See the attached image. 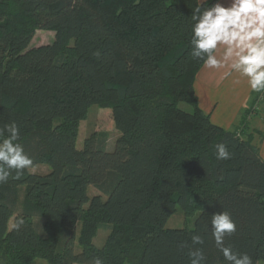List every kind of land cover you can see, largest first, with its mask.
Here are the masks:
<instances>
[{
	"label": "trees",
	"instance_id": "obj_1",
	"mask_svg": "<svg viewBox=\"0 0 264 264\" xmlns=\"http://www.w3.org/2000/svg\"><path fill=\"white\" fill-rule=\"evenodd\" d=\"M207 2L0 0V127L15 121L33 167L49 168L0 184V264H190L189 248L226 264L210 224L222 210L237 225L225 246L264 264V133L250 127L264 93L252 92L233 132L200 108L204 65L188 40L191 13ZM38 30L54 41L28 49ZM92 106L112 110L111 150L105 132L77 147ZM217 143L230 159H216ZM178 206L199 213L193 228L167 227Z\"/></svg>",
	"mask_w": 264,
	"mask_h": 264
},
{
	"label": "clouds",
	"instance_id": "obj_2",
	"mask_svg": "<svg viewBox=\"0 0 264 264\" xmlns=\"http://www.w3.org/2000/svg\"><path fill=\"white\" fill-rule=\"evenodd\" d=\"M190 18L191 57L202 61L207 68L228 67L231 69L228 75L236 73L244 78L251 92L264 93V0H227L226 4L215 0L211 4L207 2V7L198 5ZM221 49L222 56L218 58ZM21 139L15 121L0 127V184L6 183L9 177L19 179L26 169L34 166ZM215 156L218 160H227L231 153L224 143H217ZM21 224L23 219L14 227L19 229ZM210 224L215 245L226 264H253L247 253L225 246V237L237 230L228 211L212 214ZM191 241L193 245L204 244L203 237L198 234L192 235ZM188 257L190 264H205L206 261L202 248H189ZM91 264H105V261L94 256Z\"/></svg>",
	"mask_w": 264,
	"mask_h": 264
},
{
	"label": "rangeland",
	"instance_id": "obj_3",
	"mask_svg": "<svg viewBox=\"0 0 264 264\" xmlns=\"http://www.w3.org/2000/svg\"><path fill=\"white\" fill-rule=\"evenodd\" d=\"M55 39V33L52 31L46 30H38L34 37L32 38L28 49L39 47L45 44L52 43ZM180 107L187 111L193 112L194 108L190 104L182 103ZM237 123V122H236ZM250 127L258 130H262L264 133V105L261 104L258 107L257 113L252 116L250 120ZM236 129V124L233 125L230 131L233 132ZM107 133L109 136L108 147L109 149H113L115 141L120 136V132L115 127V122L113 119L112 110L109 108H103L101 106H92L88 112V115L85 120H83L80 124V131L79 137L77 142L78 149L83 148V144L85 139H87L92 133ZM262 146V145H261ZM32 173L45 175L49 173V168L46 166H37L30 169ZM100 194V191L93 185L89 186L88 188V195L90 197L94 195ZM199 213L195 214L192 217H187L183 213L180 206H178L177 211L173 214V216L169 219L167 223V227L174 229V228H193L195 225V220L198 217ZM11 228L13 227V221L10 223ZM109 230L107 225H104L99 231L97 236L94 238V244L97 247H102L105 243ZM47 264L44 261L37 262L35 264ZM263 264V263H259Z\"/></svg>",
	"mask_w": 264,
	"mask_h": 264
},
{
	"label": "crops",
	"instance_id": "obj_4",
	"mask_svg": "<svg viewBox=\"0 0 264 264\" xmlns=\"http://www.w3.org/2000/svg\"><path fill=\"white\" fill-rule=\"evenodd\" d=\"M222 2L226 4L227 0ZM217 55L218 58L222 56V49ZM230 71L228 67L213 69L203 66L194 83L200 108L210 114L213 123L225 130H230L236 124L252 94L246 80L236 73L228 75ZM260 154L264 159V140Z\"/></svg>",
	"mask_w": 264,
	"mask_h": 264
}]
</instances>
